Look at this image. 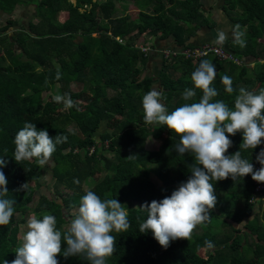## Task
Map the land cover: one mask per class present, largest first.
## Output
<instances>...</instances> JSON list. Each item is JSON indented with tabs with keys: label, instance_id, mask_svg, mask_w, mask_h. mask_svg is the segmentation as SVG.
I'll return each mask as SVG.
<instances>
[{
	"label": "trees",
	"instance_id": "obj_1",
	"mask_svg": "<svg viewBox=\"0 0 264 264\" xmlns=\"http://www.w3.org/2000/svg\"><path fill=\"white\" fill-rule=\"evenodd\" d=\"M120 1L75 0L72 5L69 0H0V11L4 7L32 5L37 19L36 23L28 20L26 26L10 19L0 22V158L7 161L0 171L8 181L4 198L15 200L10 223L0 225V264L8 261L7 254L16 245L18 226L25 223L28 212L38 219L43 214L53 215L63 235L64 226L68 227L78 214L86 194L81 188L84 180L94 174L99 178L92 191L101 199L116 198L126 207L124 198L128 196L137 204L128 217L130 228L113 233L115 252L106 258V264H264V209L257 212L248 203L254 188L251 175L210 181L217 203L210 211V220L198 225L190 240L170 241L165 249L150 230L139 231V225L147 219V212L139 207L170 196L187 182L191 167L197 165L193 153H176L180 137L166 125L144 122L143 95L152 90L154 82L158 83L157 91L164 93L161 102L169 113L186 103L198 102L201 90L195 89L196 96L189 101L182 94L185 89H194L191 73L205 59L216 66L212 86L219 94L214 100H223L234 110L240 88L258 94L264 89V61H257V40L264 36V0H223L221 6L232 27L239 24L246 33V47L233 41L227 51L237 60L253 59L250 69L246 64L236 66L209 55L190 59L180 51L166 59L154 44L147 45L148 53L135 47L140 36H147L155 40L170 38L174 46L192 49L189 39L195 31L212 23L202 14L201 0H124L134 4V18L127 14L116 16ZM59 13L66 17L57 19ZM116 37L124 43L118 44ZM153 56L159 57L157 75H143ZM57 70L62 73L60 79L55 78ZM183 73L186 78H182ZM223 75L232 78L231 94L221 82ZM71 85L77 90L71 91ZM65 93L75 107L65 109L63 103L52 99ZM83 94L90 97L85 105L79 102ZM42 95L47 96L46 101L39 102ZM51 115L49 124L41 119ZM115 117L117 122L96 139L100 125H108ZM25 122L34 123L37 130H47L54 140L60 134L67 136L43 166L36 158L19 163L14 160V138ZM149 139L159 140L156 151L145 147ZM229 139L233 144L226 155L240 150L254 171L262 167L256 157L264 149V139L252 150L240 149L242 132ZM90 148L92 152L88 153ZM155 158L154 175L159 186L150 179L147 169ZM41 168L50 170L55 198L40 194ZM24 183L28 188L17 191ZM58 188L74 195V200L63 199V190ZM73 209L76 211L71 214ZM16 214L22 217L18 222ZM215 219L219 220L218 233L213 230ZM206 240L214 244L213 249L205 246ZM65 247L62 240L58 264H91L83 256L64 257Z\"/></svg>",
	"mask_w": 264,
	"mask_h": 264
},
{
	"label": "clouds",
	"instance_id": "obj_2",
	"mask_svg": "<svg viewBox=\"0 0 264 264\" xmlns=\"http://www.w3.org/2000/svg\"><path fill=\"white\" fill-rule=\"evenodd\" d=\"M240 29L239 24L234 26L232 39L244 48L247 46L246 33ZM228 38L227 33L219 31L215 42L223 45ZM202 44L215 45L209 42L199 45ZM61 75L57 70L55 78L60 79ZM216 75L215 64L207 59L202 60L191 73L194 89H185L182 94V98L189 101L196 96L195 89H199L202 92L201 98L198 102L177 107L171 113L161 102L164 98L162 91L153 88L142 97L144 122L166 125L180 137L175 147L176 153L181 156L193 153L198 165L191 167V177L181 183L170 196L160 201L145 202L139 207L147 212V219L139 225V231L145 233L150 230L154 239L165 249L170 241L190 240L195 228L210 220V211L217 203L210 181L229 177L235 180L237 177L251 175L254 181L264 183V149L256 157L262 165L256 171L249 159L242 158L240 150L226 155L233 144L229 136L237 132H242L240 149L252 150L262 143L264 89L257 94L240 88L234 99L233 110L223 100L213 99L219 94L212 86ZM221 82L227 93H233L231 77L223 75ZM52 99L56 103H63L65 109L76 106L67 93L56 94ZM66 141L67 136L63 134L57 135L54 140L47 130H37L34 123L25 122L14 138V160L19 163L36 158L39 165L43 166L56 151V145ZM6 164L7 161L0 158V169ZM7 183L4 172L0 171V225L9 224L14 214L15 200L4 198L8 194ZM74 183L78 184L79 180H74ZM27 188L28 183H24L17 191ZM128 216L127 208L116 198L101 199L94 191L88 190L81 198L78 214L63 235L53 215L43 214L42 219L32 215L28 219V230L23 235L22 245L15 249L16 256L11 264H58L56 257L61 254L62 240L66 245L64 257L83 256L91 264H106V258L113 255L116 247V237L111 233L126 232L130 228ZM204 243L208 249L214 248L211 241L206 240ZM4 264L9 262L4 260Z\"/></svg>",
	"mask_w": 264,
	"mask_h": 264
},
{
	"label": "rangeland",
	"instance_id": "obj_3",
	"mask_svg": "<svg viewBox=\"0 0 264 264\" xmlns=\"http://www.w3.org/2000/svg\"><path fill=\"white\" fill-rule=\"evenodd\" d=\"M215 1H218V0H215ZM202 4H205V1L202 0ZM118 10H117V13H116V16H120V15H123V14H127V15H130L132 18H134V16L136 15V8L134 6V4H131L130 2H127V1H120L116 4ZM51 14V13H50ZM203 14V13H202ZM52 15V14H51ZM204 15V14H203ZM66 17L65 13H59L56 18L59 19V20H62ZM206 17V15H205ZM210 18V17H209ZM207 17V19H209ZM7 19H10V20H14L16 21V23L18 25H21V26H26V22L28 20H31L33 23H36L37 22V19L35 18L34 16V11H33V6L32 5H26V6H23V5H17L15 7H4L1 11H0V22H3L4 20H7ZM210 20V19H209ZM210 24V22H209ZM212 25V23H211ZM147 36L145 37H142V38H138L135 42V45L139 46V45H149L150 44V41L146 39ZM195 45V44H194ZM199 45V44H197ZM170 50H173V49H170ZM18 55V53H17ZM159 69V61H155L152 65H146L145 66V70L143 72V75H147V76H151V77H155L157 75V70ZM182 78H186V75L183 73L182 75ZM72 87V88H71ZM71 88V91H75L77 90V87L71 85L70 86ZM155 88L156 90H158L159 86H158V83L154 82L152 84V89ZM84 95V94H83ZM46 98L47 96L45 95H42L41 96V99H39L40 101L39 102H43V101H46ZM90 100V97L89 96H82V98L79 100V102L83 105H85L88 101ZM60 114V110L57 112V114H54L53 116H57ZM53 116H46V117H43L41 118L46 124H49L50 120L53 118ZM117 122V117L113 118L109 123L108 125L107 124H101L98 131L95 133L94 137L97 139V136L104 132L105 130H107L108 127H112L115 123ZM159 140H153V139H149L147 142H146V145L145 147L149 150H152V151H156L157 148L159 147ZM155 159H153L152 161H150V163L147 165V169L149 171V177L150 179L153 181V183L155 185H160V183L157 181L156 177H155V172H156V166H155ZM99 178V176L97 174H94L92 177L90 178H87L86 180H84L81 188L87 192L88 190H92L93 189V185L95 183V181ZM40 181L42 184V186L40 187V194H45L47 197H52V198H55V196L52 194V190L53 188L51 187V176H50V170H46L44 168H41L40 170ZM60 191L63 190L61 193H62V198L65 199V200H68V202L74 200L75 196L70 194L68 191L64 190L63 188H58ZM261 198L257 199L255 201V203L259 204L260 207L259 209L262 210V208H264V206H261V202L262 200H260ZM124 202H125V205H126V208H127V211L129 213V216L131 214H133L135 212V210L137 209V204L135 203H132L131 201H129L128 199V196H125L124 198ZM259 201V202H257ZM57 203L58 200L56 201ZM255 203L253 204V206L255 205ZM263 205V204H262ZM256 210V208L254 209ZM259 210V212L261 211ZM76 211V209H73L71 211V214L74 213ZM259 214V213H258ZM33 214L28 212L26 214V216H24V220H25V223H21L19 226H18V232H17V235H16V245L14 248H12V250L10 252H8L7 254V259L8 261L10 262L11 264V261L15 259V256H16V253H15V249H17L18 247H20L22 245V242H23V235L27 232V222H28V219L32 216ZM128 216V217H129ZM21 215L20 214H16L15 215V220L18 222L21 220ZM213 230L214 232H217L218 233V224H219V220L218 219H215V221H213ZM64 229H67V226L65 225L64 226ZM200 230H197L196 233H199ZM114 233V232H113ZM113 233H111L113 235ZM249 241V240H247ZM244 246V245H243Z\"/></svg>",
	"mask_w": 264,
	"mask_h": 264
},
{
	"label": "crops",
	"instance_id": "obj_4",
	"mask_svg": "<svg viewBox=\"0 0 264 264\" xmlns=\"http://www.w3.org/2000/svg\"><path fill=\"white\" fill-rule=\"evenodd\" d=\"M203 1H205V4H202V0H201V11L204 14V16L206 15V17L208 18L210 17L209 19L212 22V25H210L209 27L202 26L199 29H197L194 35L189 39V42L193 45L201 44L204 42H209V43L218 45L220 47H223L225 49H228L231 43H233V39H232L233 27L229 19L226 17V15L221 10L223 0H218V1L203 0ZM219 31H224L225 33L228 34V37H229L226 43L223 45H219L215 42ZM142 37H145V36H140L139 38H142ZM146 39L150 41L149 45L154 44L158 50L159 49L161 50L179 49V47H176L173 45V41L170 38H167L165 40H155L154 38L147 37ZM257 41L260 43L259 45L260 55L257 61L263 62L264 61V36L258 39ZM241 60H242V63L246 64V66L249 69L253 66L254 62H253V59L251 58H241ZM155 61H159V57L153 56L152 58H149L146 65H152ZM260 200H262L261 206H264V197L262 196ZM259 207L260 205L255 203V205L253 206V210L256 208L255 211L259 212V210H261L259 209ZM263 209L264 208H262V210Z\"/></svg>",
	"mask_w": 264,
	"mask_h": 264
},
{
	"label": "built area",
	"instance_id": "obj_5",
	"mask_svg": "<svg viewBox=\"0 0 264 264\" xmlns=\"http://www.w3.org/2000/svg\"><path fill=\"white\" fill-rule=\"evenodd\" d=\"M115 41L118 44L124 43L123 39H120L118 37L114 38ZM142 53H148L149 52V47L146 45H135ZM179 53V50H168V49H163L160 50V54L163 58H171L175 57ZM180 53L190 59H198L203 56H213L216 60L218 61H223V62H231L232 64L239 66L242 64V60H237L236 58L233 57V55L222 48L211 45V44H202L196 47H193L192 49H186V50H180ZM92 152V148L88 150V153ZM259 170V169H256ZM255 170V171H256ZM252 182L254 184L253 192L251 195V198L248 200L249 204H254L255 201L258 198H261L262 196L264 197V183L256 182L252 179Z\"/></svg>",
	"mask_w": 264,
	"mask_h": 264
},
{
	"label": "water",
	"instance_id": "obj_6",
	"mask_svg": "<svg viewBox=\"0 0 264 264\" xmlns=\"http://www.w3.org/2000/svg\"><path fill=\"white\" fill-rule=\"evenodd\" d=\"M94 1V0H93ZM69 2L74 5L75 4V0H69Z\"/></svg>",
	"mask_w": 264,
	"mask_h": 264
}]
</instances>
